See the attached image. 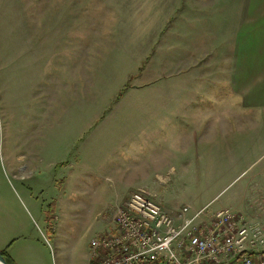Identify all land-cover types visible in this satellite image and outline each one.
Wrapping results in <instances>:
<instances>
[{"label":"rangeland","instance_id":"1","mask_svg":"<svg viewBox=\"0 0 264 264\" xmlns=\"http://www.w3.org/2000/svg\"><path fill=\"white\" fill-rule=\"evenodd\" d=\"M248 0H0V251L90 264L146 189L264 218V106L233 84Z\"/></svg>","mask_w":264,"mask_h":264},{"label":"built area","instance_id":"2","mask_svg":"<svg viewBox=\"0 0 264 264\" xmlns=\"http://www.w3.org/2000/svg\"><path fill=\"white\" fill-rule=\"evenodd\" d=\"M202 212L171 213L138 188L113 228L91 240L90 264H264V218L224 208L204 220Z\"/></svg>","mask_w":264,"mask_h":264},{"label":"crops","instance_id":"3","mask_svg":"<svg viewBox=\"0 0 264 264\" xmlns=\"http://www.w3.org/2000/svg\"><path fill=\"white\" fill-rule=\"evenodd\" d=\"M244 13L232 57L233 84L245 105L251 108L264 106V0H248ZM9 256L17 264H23L14 255Z\"/></svg>","mask_w":264,"mask_h":264},{"label":"trees","instance_id":"4","mask_svg":"<svg viewBox=\"0 0 264 264\" xmlns=\"http://www.w3.org/2000/svg\"><path fill=\"white\" fill-rule=\"evenodd\" d=\"M5 257H6V260L8 262V264H17L8 254V252L6 251H3L1 252Z\"/></svg>","mask_w":264,"mask_h":264},{"label":"water","instance_id":"5","mask_svg":"<svg viewBox=\"0 0 264 264\" xmlns=\"http://www.w3.org/2000/svg\"><path fill=\"white\" fill-rule=\"evenodd\" d=\"M0 264H8L6 257L0 251Z\"/></svg>","mask_w":264,"mask_h":264}]
</instances>
